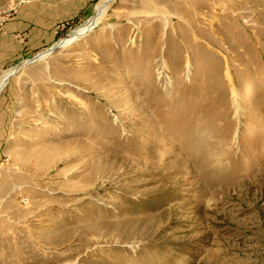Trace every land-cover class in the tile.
Masks as SVG:
<instances>
[{"label": "rangeland", "instance_id": "rangeland-1", "mask_svg": "<svg viewBox=\"0 0 264 264\" xmlns=\"http://www.w3.org/2000/svg\"><path fill=\"white\" fill-rule=\"evenodd\" d=\"M101 1L0 0V264H264V0Z\"/></svg>", "mask_w": 264, "mask_h": 264}, {"label": "crops", "instance_id": "crops-1", "mask_svg": "<svg viewBox=\"0 0 264 264\" xmlns=\"http://www.w3.org/2000/svg\"><path fill=\"white\" fill-rule=\"evenodd\" d=\"M18 18L19 16L17 15L12 16L10 20L0 28V72L10 62V58H15V47H13L15 38H13L10 32L16 28H21Z\"/></svg>", "mask_w": 264, "mask_h": 264}, {"label": "bare ground", "instance_id": "bare-ground-1", "mask_svg": "<svg viewBox=\"0 0 264 264\" xmlns=\"http://www.w3.org/2000/svg\"><path fill=\"white\" fill-rule=\"evenodd\" d=\"M111 1V0H103L101 2H99L96 6V14L89 19L86 23L82 24L81 26H79L74 32V35H72L69 39H65L64 41L61 42V45H66V43L70 42L71 40L74 39L75 36H81L84 35L89 28H91L92 26H94L98 20L102 17V15L104 14L105 10H106V5L107 3ZM50 51H46L43 53L38 54L35 58V60H42L44 59L47 55H49ZM11 72L5 73L3 76L0 77V91L4 88V86L6 85V83L8 82L7 80V76H9ZM132 237V236H131Z\"/></svg>", "mask_w": 264, "mask_h": 264}, {"label": "water", "instance_id": "water-1", "mask_svg": "<svg viewBox=\"0 0 264 264\" xmlns=\"http://www.w3.org/2000/svg\"><path fill=\"white\" fill-rule=\"evenodd\" d=\"M58 46H60L58 43L54 44L52 47L49 48V51L52 52V51H53L56 47H58ZM34 61H35V59L32 58L31 60L27 61L26 63H30V62H34ZM19 68H20V66L18 67V69H19ZM18 69H17V70H18ZM17 70H16V71H17ZM13 74H14V73H13ZM13 74H10L9 76H7V80H8Z\"/></svg>", "mask_w": 264, "mask_h": 264}, {"label": "built area", "instance_id": "built-area-1", "mask_svg": "<svg viewBox=\"0 0 264 264\" xmlns=\"http://www.w3.org/2000/svg\"><path fill=\"white\" fill-rule=\"evenodd\" d=\"M2 22H3V15L0 12V28L3 26Z\"/></svg>", "mask_w": 264, "mask_h": 264}]
</instances>
